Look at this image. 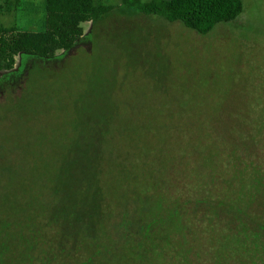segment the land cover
<instances>
[{
  "label": "trees",
  "instance_id": "16d2710c",
  "mask_svg": "<svg viewBox=\"0 0 264 264\" xmlns=\"http://www.w3.org/2000/svg\"><path fill=\"white\" fill-rule=\"evenodd\" d=\"M122 4L204 36L235 21L244 7L241 0ZM111 11L96 0H46L43 32L0 29V74L9 73L0 86L14 88L17 57L26 65L54 60L59 51L70 55L86 40L82 25ZM243 99L177 115L126 108L123 119L119 108L101 132L108 134L101 156L92 160L95 190H77L75 204L57 207L40 227L29 207L16 224L24 232L19 263L264 264V113L242 111L253 101ZM12 253L0 240V264Z\"/></svg>",
  "mask_w": 264,
  "mask_h": 264
},
{
  "label": "rangeland",
  "instance_id": "374dc122",
  "mask_svg": "<svg viewBox=\"0 0 264 264\" xmlns=\"http://www.w3.org/2000/svg\"><path fill=\"white\" fill-rule=\"evenodd\" d=\"M241 1L235 21L204 36L122 0H96L112 11L82 25L86 40L72 54L26 65L16 58L14 88L0 86V240L12 248L8 264H25L18 261L24 232L16 224L29 207L40 227L57 207L75 204L77 190H95L92 160L101 156L108 139L101 132L119 108L121 119L126 108L177 115L207 111L223 98L246 104L250 96L254 102L242 111L264 113V0ZM0 15L2 30L43 32L46 0H0Z\"/></svg>",
  "mask_w": 264,
  "mask_h": 264
}]
</instances>
